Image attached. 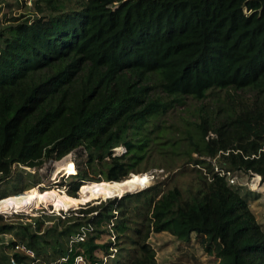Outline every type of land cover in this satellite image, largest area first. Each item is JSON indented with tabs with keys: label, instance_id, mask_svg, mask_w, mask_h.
Returning <instances> with one entry per match:
<instances>
[{
	"label": "trees",
	"instance_id": "16d2710c",
	"mask_svg": "<svg viewBox=\"0 0 264 264\" xmlns=\"http://www.w3.org/2000/svg\"><path fill=\"white\" fill-rule=\"evenodd\" d=\"M6 10L0 200L40 183L27 169L71 153L77 174L59 187L72 197L83 184L121 183L184 156L174 175L189 181L27 222L0 215V264H72L77 249L86 264H158L150 237L170 227L194 264H264L258 196L212 166L264 185V0H32L21 15ZM209 97L196 122L164 120ZM105 234L115 241L100 242ZM214 242L216 263L206 257Z\"/></svg>",
	"mask_w": 264,
	"mask_h": 264
},
{
	"label": "rangeland",
	"instance_id": "374dc122",
	"mask_svg": "<svg viewBox=\"0 0 264 264\" xmlns=\"http://www.w3.org/2000/svg\"><path fill=\"white\" fill-rule=\"evenodd\" d=\"M9 1L13 4V8H6L5 4H1L0 8L2 12H0V19L3 20V16L6 9H12L13 14L15 16L21 15L24 13L25 6H30L32 4V0H3ZM213 97H209L207 99H204L202 101H192V100H186L185 105H177L175 110H171L165 117L164 120L168 123L182 126L184 124V121H190L191 123L196 122L198 120L199 112L198 107L200 102L207 103L209 105H213L214 102ZM210 107L207 106V110H209ZM125 152V148L119 147L114 150L115 155H121ZM184 150L179 151V153H183ZM194 157L197 155L192 153ZM77 153H71L64 159L60 161H55L51 163H46L38 172H36L33 169H27L28 172L31 174L37 173L40 179V183L36 185L34 188H32L31 192L23 193L20 195H17L18 197L22 198L26 194L29 193H36L37 191H44L47 190H54L61 198L63 202L62 208H59L58 210H54L53 207H44L40 205L38 208L33 209L29 212H17V213H0L4 217L5 220H14L19 219L22 222L30 221V218H35L40 216L41 214H55V215H65L69 212H72L74 210H78L81 207L86 208L87 204H97V202L105 201L107 198H114V197H105V196H90L89 192L90 189H92V186L99 185L102 182H99L98 184L96 182H89L86 184H83L80 189L78 190L79 196L72 197L67 193V189L65 187H59V184L67 185L71 178L76 176L77 169L75 166ZM185 158V156L183 157ZM183 158L174 159L172 161L167 162H161L163 166L160 167H154L150 168L147 172L135 176L136 178H129L126 180L130 181H137V180H147L148 185L144 189H149L151 187L157 186L158 184L165 183V187H169L173 184L181 185L182 182H188L189 181V175H183V176H175L174 174L179 171V166L183 162ZM159 162H156V166ZM69 165L70 172L66 173L63 172V170H60L61 165ZM144 163H142L140 166H143ZM161 165V164H160ZM149 166V165H148ZM166 166L169 168L167 169ZM14 171V169H13ZM132 175V174H131ZM130 177V175H129ZM234 177L236 178L234 184H238L240 186L244 187V190H249L252 193H254L256 197L251 202V209L253 213L255 214L257 220L263 225L264 227V185L260 183V178L257 176H249L248 174L243 173H237L234 174ZM124 181V180H123ZM122 181V182H123ZM89 186V187H88ZM87 188V189H85ZM82 189V190H81ZM85 189V191L83 190ZM89 189V190H88ZM87 191V192H86ZM143 191V190H142ZM62 195V196H61ZM82 195V196H81ZM99 197V198H96ZM7 198V197H6ZM6 198L2 199L5 200ZM64 198V199H63ZM0 200V201H2ZM89 202V203H88ZM87 203V204H86ZM84 205V206H82ZM81 206V207H80ZM80 207V208H79ZM111 239L112 242L115 241L114 237H110L109 235L105 234L101 237L100 242L106 243L107 240ZM98 242V241H97ZM150 243L152 244L153 248L156 251V258L158 264H194L191 260H189L186 256H183L181 254V246L177 244L176 241V234L173 231V227L165 232L159 233V234H152L150 237ZM78 250V253L81 254L80 250ZM220 247L216 242H214L210 247V253L206 257L212 259L214 258V263L220 262V260H217L216 256L219 254ZM98 256H102L101 252H97ZM221 258L224 257V254L220 256ZM229 260V258L224 259Z\"/></svg>",
	"mask_w": 264,
	"mask_h": 264
},
{
	"label": "bare ground",
	"instance_id": "6f19581e",
	"mask_svg": "<svg viewBox=\"0 0 264 264\" xmlns=\"http://www.w3.org/2000/svg\"><path fill=\"white\" fill-rule=\"evenodd\" d=\"M60 170H63L65 174L70 172L69 165H64V164L61 165ZM146 185H148L147 180H144V181L124 180L121 183L102 182L99 185L92 186V189H90L89 195L90 196L92 195V197L93 196H105V197L121 196L127 192H135V191L145 189L147 187ZM85 189L83 190L85 191ZM40 205L44 207H49V206L53 207L54 210H58L59 208L64 207L60 196L54 190H46V191H37L36 193L35 192L29 193V194H26L22 198L15 196V195L7 197L5 200L0 201V213L29 212L33 209L38 208Z\"/></svg>",
	"mask_w": 264,
	"mask_h": 264
},
{
	"label": "built area",
	"instance_id": "2783aa9c",
	"mask_svg": "<svg viewBox=\"0 0 264 264\" xmlns=\"http://www.w3.org/2000/svg\"><path fill=\"white\" fill-rule=\"evenodd\" d=\"M209 160V159H208ZM212 166L214 168L215 172H218L220 176H227L229 183L234 184L236 178L227 170H219V167L215 161V159L212 160ZM85 239V232L77 233L74 236H71L69 240L70 248L72 249L73 246H75L78 243H82ZM16 250H19L21 252H24L26 255L33 257V253L30 250H27L24 248V246L18 245L15 247ZM62 261H65V259H62ZM72 264H86L85 258L82 254H77L73 257Z\"/></svg>",
	"mask_w": 264,
	"mask_h": 264
},
{
	"label": "water",
	"instance_id": "95a60500",
	"mask_svg": "<svg viewBox=\"0 0 264 264\" xmlns=\"http://www.w3.org/2000/svg\"><path fill=\"white\" fill-rule=\"evenodd\" d=\"M131 176V175H130ZM102 182V181H101ZM79 190V189H78ZM78 190H77V192H76V196H79V194H78ZM142 190H144V189H142ZM142 190H139V191H135V192H127V193H124L123 195H121V196H115L114 198H122V197H124V196H126V195H130V194H134V193H138V192H141ZM107 199H110V198H107ZM106 199V200H107ZM96 201V203L98 204V202H97V200H94V202ZM89 203V202H88ZM87 204V203H86ZM82 206H84V205H82ZM81 207V206H80ZM79 207V208H80Z\"/></svg>",
	"mask_w": 264,
	"mask_h": 264
}]
</instances>
